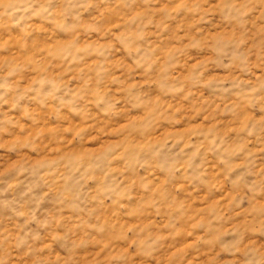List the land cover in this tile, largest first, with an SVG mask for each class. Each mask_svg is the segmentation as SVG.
<instances>
[{"label": "clouds", "instance_id": "obj_1", "mask_svg": "<svg viewBox=\"0 0 264 264\" xmlns=\"http://www.w3.org/2000/svg\"><path fill=\"white\" fill-rule=\"evenodd\" d=\"M0 215V264H264V0H0Z\"/></svg>", "mask_w": 264, "mask_h": 264}, {"label": "rangeland", "instance_id": "obj_2", "mask_svg": "<svg viewBox=\"0 0 264 264\" xmlns=\"http://www.w3.org/2000/svg\"><path fill=\"white\" fill-rule=\"evenodd\" d=\"M169 107H171V105H169ZM179 110V109H177ZM68 129H65V131H67ZM41 131H43L41 129ZM204 199H207V197H205ZM216 206V202H213L212 204H209L208 205V208L211 209V208H214ZM136 210H133V213L135 212ZM204 211V208L203 207H200V208H196L195 209V212L196 213H201ZM133 213H129V215H132ZM12 221L10 218H7L6 216L4 215H0V225H4V226H12ZM121 227L124 226L125 223H127V228L128 230H131L132 228L136 227V224L135 223H131V222H126V221H121ZM149 223H154V222H149ZM149 223H145L144 224V227L147 228L149 226ZM195 226V225H194ZM177 237L180 236V233L177 232ZM191 233H188V236L191 237ZM199 238L197 237V240ZM196 241H193L191 239H188V240H184L181 244L177 245L176 247H174L172 249V251L169 253V259H171V257L173 256H177L178 254H186V253H189L194 245H195ZM187 264H195V261L193 260H188L187 261Z\"/></svg>", "mask_w": 264, "mask_h": 264}]
</instances>
